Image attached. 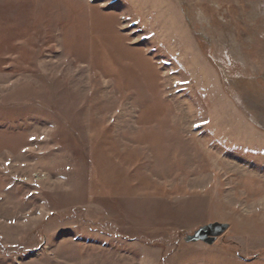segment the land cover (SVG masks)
Instances as JSON below:
<instances>
[{
	"label": "rangeland",
	"instance_id": "obj_1",
	"mask_svg": "<svg viewBox=\"0 0 264 264\" xmlns=\"http://www.w3.org/2000/svg\"><path fill=\"white\" fill-rule=\"evenodd\" d=\"M0 264H264V0H0Z\"/></svg>",
	"mask_w": 264,
	"mask_h": 264
},
{
	"label": "water",
	"instance_id": "obj_2",
	"mask_svg": "<svg viewBox=\"0 0 264 264\" xmlns=\"http://www.w3.org/2000/svg\"><path fill=\"white\" fill-rule=\"evenodd\" d=\"M228 223L214 222L210 223L204 227L199 228L190 240L194 241H205L209 244H212L216 239L221 236L228 229Z\"/></svg>",
	"mask_w": 264,
	"mask_h": 264
}]
</instances>
